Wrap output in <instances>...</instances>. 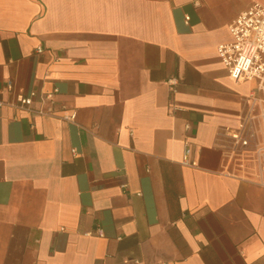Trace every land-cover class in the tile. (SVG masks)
Returning a JSON list of instances; mask_svg holds the SVG:
<instances>
[{"label":"crops","instance_id":"0c3cea01","mask_svg":"<svg viewBox=\"0 0 264 264\" xmlns=\"http://www.w3.org/2000/svg\"><path fill=\"white\" fill-rule=\"evenodd\" d=\"M253 2L0 0V99L35 92L0 108V264H264L226 160L256 80L217 54Z\"/></svg>","mask_w":264,"mask_h":264},{"label":"built area","instance_id":"2783aa9c","mask_svg":"<svg viewBox=\"0 0 264 264\" xmlns=\"http://www.w3.org/2000/svg\"><path fill=\"white\" fill-rule=\"evenodd\" d=\"M186 19L188 17L186 16ZM232 41L217 46V54L229 76L235 81L256 80L259 102L258 113L250 111L228 136L231 140L226 160L233 170L241 169L249 174H256L260 185H264V5L253 2L246 10L239 13L228 25ZM40 52L41 48L37 47ZM11 82L5 88H11ZM2 88L0 87V94ZM35 92L18 94L14 102L0 99V108L10 105L18 109L31 110ZM38 113H43L41 110ZM70 115L69 119H73ZM187 128L188 125H185ZM189 149L185 150L182 162L191 165L187 159ZM98 235H102L99 231ZM155 264H169L157 262Z\"/></svg>","mask_w":264,"mask_h":264}]
</instances>
